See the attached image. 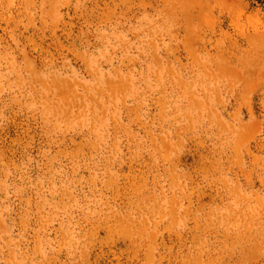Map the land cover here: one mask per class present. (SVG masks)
<instances>
[{
	"label": "rangeland",
	"instance_id": "1",
	"mask_svg": "<svg viewBox=\"0 0 264 264\" xmlns=\"http://www.w3.org/2000/svg\"><path fill=\"white\" fill-rule=\"evenodd\" d=\"M0 264H264V0H0Z\"/></svg>",
	"mask_w": 264,
	"mask_h": 264
}]
</instances>
